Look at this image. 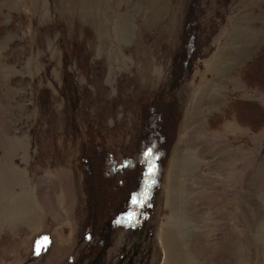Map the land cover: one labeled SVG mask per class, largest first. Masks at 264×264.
<instances>
[{
  "label": "rangeland",
  "instance_id": "374dc122",
  "mask_svg": "<svg viewBox=\"0 0 264 264\" xmlns=\"http://www.w3.org/2000/svg\"><path fill=\"white\" fill-rule=\"evenodd\" d=\"M197 1L0 0V264H264V128L243 126L234 111L217 129L207 124L231 95L264 109V93L240 74L264 43V0ZM191 27L198 57L186 78L172 53ZM60 37L84 42L89 78L63 60ZM161 90L172 109L160 128L173 124L174 99L184 113L161 183L146 176L156 167L146 150L141 190L106 218L104 245L89 252L81 111L101 112L129 139L131 103Z\"/></svg>",
  "mask_w": 264,
  "mask_h": 264
},
{
  "label": "trees",
  "instance_id": "16d2710c",
  "mask_svg": "<svg viewBox=\"0 0 264 264\" xmlns=\"http://www.w3.org/2000/svg\"><path fill=\"white\" fill-rule=\"evenodd\" d=\"M197 5L198 1L193 0V8H197ZM84 27L88 38L90 37L91 31L88 29V26ZM44 28L41 27V29ZM194 37L195 28L191 27L188 30V36L184 42L180 47L175 48V53H172L174 62H176L178 57H183L180 58L178 67L181 65L184 66L179 67V69L184 68V76L186 78L191 73V66L195 58L198 57L196 56L197 49L195 47ZM81 41L76 39H73V41H65L62 37L59 38L63 60L72 58L77 68L79 70L82 69L86 77L89 78V70L85 69L89 55L83 51V47L81 48L84 44ZM176 49L178 50L176 51ZM174 62L172 65L175 68ZM240 74L242 81L247 86L254 87L264 93V43L258 46V49L253 55V60L243 67ZM66 83L67 81H65L63 88H69L68 95L71 101L69 114L73 113L72 116L74 118L77 109L76 103L78 102L75 94L76 90L74 85L66 87ZM50 97L51 91L47 87L38 92L40 112H44L47 100ZM169 98L170 95L168 96L164 90H161L157 93L153 101L146 98L136 99V101L132 99L134 103H131L132 100L130 101L134 112L135 109H138V112L136 113V120L134 121L136 132L129 139L130 132L128 131L124 133L122 129L117 133L113 132L115 127L117 128V125L108 128L101 112L99 116H96L94 113L88 115V113L81 111L82 120L84 121L85 142L79 156L78 164L82 170L83 194L86 198L81 227L83 233L86 235L85 246L89 252H98L102 249L104 245V221H106V218H109L112 214L115 215L121 212L129 198L141 190V159L146 150L150 149L156 158L155 171L151 175V186L161 183L166 162L177 140L184 116L183 110L178 108L174 99L173 106L176 112L172 115L173 124L170 126L171 121L168 126L169 128H160L162 126L159 123L161 116L165 112L171 114L172 101ZM229 103L230 105H227L224 110L222 109L220 114L208 116L207 124L209 128L217 129L223 121L232 119L230 111L235 112L239 123L243 126L253 131H259L264 128V109L259 104L254 102L255 106L251 107L247 100L236 95L230 96ZM65 106L66 103L63 109H65ZM160 129H165V131L163 130L164 132L160 134ZM106 132H111L113 135L109 138ZM119 163L122 166L121 170H117V164L119 165ZM104 182L106 184L102 186ZM108 185L111 186L109 189ZM100 186H102V189L107 187L106 198L102 197L101 194L103 192Z\"/></svg>",
  "mask_w": 264,
  "mask_h": 264
},
{
  "label": "snow or ice",
  "instance_id": "6c2138e0",
  "mask_svg": "<svg viewBox=\"0 0 264 264\" xmlns=\"http://www.w3.org/2000/svg\"><path fill=\"white\" fill-rule=\"evenodd\" d=\"M145 156L146 157H150L151 156V150L149 149L148 151H146L145 152ZM154 173H153V170H152V168L150 167L149 168V171L146 173V176H151V175H153ZM137 203H142V201H139L136 197H133V204H137ZM132 214L131 213H129V216H131ZM119 222V221H118ZM45 239H47V238H45Z\"/></svg>",
  "mask_w": 264,
  "mask_h": 264
}]
</instances>
